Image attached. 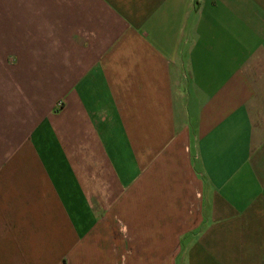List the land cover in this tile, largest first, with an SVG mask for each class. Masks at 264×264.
<instances>
[{
  "label": "crops",
  "instance_id": "1",
  "mask_svg": "<svg viewBox=\"0 0 264 264\" xmlns=\"http://www.w3.org/2000/svg\"><path fill=\"white\" fill-rule=\"evenodd\" d=\"M0 264H264V0H0Z\"/></svg>",
  "mask_w": 264,
  "mask_h": 264
}]
</instances>
